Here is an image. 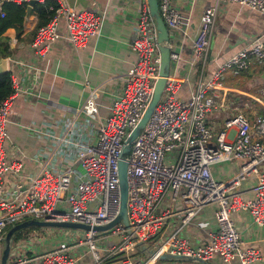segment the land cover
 Instances as JSON below:
<instances>
[{
	"label": "built area",
	"instance_id": "2783aa9c",
	"mask_svg": "<svg viewBox=\"0 0 264 264\" xmlns=\"http://www.w3.org/2000/svg\"><path fill=\"white\" fill-rule=\"evenodd\" d=\"M23 1L29 0L18 2ZM57 1L60 6L56 15L40 27L34 37L33 47L42 56L46 55L51 43L61 36L58 32L60 20L65 21L67 38L77 47L85 46L97 37L103 26L102 14L78 12L63 0ZM227 1L264 12V0ZM159 5L172 37L181 28L182 16L174 0H159ZM216 15V7L203 12L199 31L193 41L196 57L204 61L209 54ZM135 31L137 35L133 48L137 59L123 91L114 97L109 114L95 129L98 105L94 99H90L81 109L86 115L85 122L61 119L57 122L61 126L59 134L49 128L43 129L40 124L26 126L28 133L30 131L51 140L53 146H57L58 154L51 159L49 167L41 169L39 174L27 177L26 182L25 179L21 182L19 178L12 196H8L4 192V175L23 176L20 157L11 159L8 155V143L13 144L8 132L10 113L16 98L28 92L12 77L14 91L0 102V244L8 227L28 219L67 221L94 227L106 225L118 216L119 160L126 139L153 98L161 64L156 24L147 0H144ZM172 56L178 58L177 54ZM255 59L264 63V38L219 65L212 80L196 90L187 101L177 97L179 82L168 78L162 99L134 144L128 167L131 227L141 240L157 247L160 252L205 260L219 255L225 263L239 261V264H252L262 258L259 250L244 247L231 214L238 210L247 211L259 225L264 226V170L261 167L264 164V114L253 118L241 113L233 114L225 120L217 134L207 124V116L215 107L214 97L210 95L211 87L219 86L228 70H247ZM174 149H179L175 160L171 156ZM41 155L39 153L35 159L39 160ZM239 159L245 162L233 177L226 181L215 179V164ZM252 175L258 179L256 197L243 201L241 187ZM168 190L173 192L174 198L181 197L183 200V225L189 223L204 207L218 206L215 215L219 229L211 234L210 243L192 246L176 234L160 241L156 239L168 215L156 214L155 208ZM113 236L121 237V244L103 248L102 240ZM80 245L91 249L95 264L159 262L154 257L137 254L136 241L119 222L105 232L85 231L82 239L64 240L54 249L40 254L19 251L10 256L9 264H76L73 251ZM121 253L124 255L107 263L109 258Z\"/></svg>",
	"mask_w": 264,
	"mask_h": 264
},
{
	"label": "crops",
	"instance_id": "0c3cea01",
	"mask_svg": "<svg viewBox=\"0 0 264 264\" xmlns=\"http://www.w3.org/2000/svg\"><path fill=\"white\" fill-rule=\"evenodd\" d=\"M4 1L1 0L0 6ZM16 1V0H15ZM19 0H17L18 2ZM78 12L89 11L104 16L101 33L85 46L77 47L68 38V28L64 20L59 21L61 35L51 43L45 56L39 55L33 47L32 31L37 23L36 15L24 24L23 33L18 36L10 30L12 54L9 72L28 92L20 94L10 113L8 132L13 144L8 143L9 157H20L23 162L22 177L10 173L4 175V192L12 196L15 183L40 173L49 167L51 159L57 155V146L51 140L36 135L26 126L40 124L55 133L61 132L59 120L85 122L81 112L85 101L94 99L98 105L95 129L110 112L111 103L123 91L132 73L137 53L133 48L136 38L135 27L143 10L144 0H63ZM181 16L182 24L178 33L171 37L172 49L178 58H172L169 78L179 82L177 97L190 100L200 87L212 80L219 65L243 48L264 38V12L242 7L227 0H174ZM217 8V15L210 40L206 61L196 57L194 38L199 31L203 12ZM215 107L207 116V124L214 134L223 127L233 114L241 113L249 118L264 114V63L253 60L247 70H228L220 85L211 87ZM94 129V130H95ZM89 129L88 131H90ZM19 148V150H18ZM42 153L39 160L36 155ZM46 154V155H45ZM179 149L171 156L177 159ZM52 157V158H51ZM61 159V158H60ZM244 159L223 161L214 165L213 174L217 181L233 177ZM264 170V164H262ZM257 177L250 176L241 187L243 201L254 200ZM5 194V195H6ZM217 205L204 207L189 223H182L184 203L181 197L174 198L168 190L155 208L156 214H167L156 239H165L173 234L186 239L192 246L211 242V234L218 231L215 215ZM231 218L239 231L245 248L260 251L262 258L252 264H264V226L259 225L252 215L243 210L233 211ZM35 227L23 230V236L15 239L13 255L19 253L40 254L54 249L64 240H79L54 230L58 228ZM77 238V239H76ZM2 241V240H1ZM102 245V244H101ZM106 248V245H102ZM76 264H95L91 249L80 245L73 251ZM106 256V252L102 251ZM2 243L0 244V261ZM211 264H239V261L225 263L219 255L208 260ZM155 264H199L198 262H162Z\"/></svg>",
	"mask_w": 264,
	"mask_h": 264
},
{
	"label": "water",
	"instance_id": "95a60500",
	"mask_svg": "<svg viewBox=\"0 0 264 264\" xmlns=\"http://www.w3.org/2000/svg\"><path fill=\"white\" fill-rule=\"evenodd\" d=\"M1 2V0H0ZM37 0H31L27 6L25 22L31 16L34 5ZM150 14L156 24L158 46L161 54V64L159 67V78L155 83L154 95L151 99L142 119L138 125L131 131L125 141L121 158L119 160V178H120V211L118 216L110 223L102 226L91 227L87 224L67 222V221H44L37 219H28L23 222L11 226L2 237V255L0 264H9L13 243L17 234L23 230L35 227L42 228H69L78 229L82 231L93 230L96 232H105L113 228L119 222H122L126 227L131 238L136 241V246L139 252L148 257H154L162 262H198L200 264H211L208 260L191 257L186 255H174L168 252H160L159 249L148 242L141 240L134 229L131 227V222L128 213V197H129V179L128 167L129 161L133 152L134 144L140 134L143 132L147 123L149 122L156 106L163 97L167 80L171 74L172 69V55L175 54L172 49L171 35L166 26V23L161 15L159 0H147ZM9 72V59L0 55V75ZM1 214V212H0Z\"/></svg>",
	"mask_w": 264,
	"mask_h": 264
},
{
	"label": "trees",
	"instance_id": "16d2710c",
	"mask_svg": "<svg viewBox=\"0 0 264 264\" xmlns=\"http://www.w3.org/2000/svg\"><path fill=\"white\" fill-rule=\"evenodd\" d=\"M31 0L17 2L4 1L0 6V55L2 57H9L12 54V48L10 43V37L7 33L10 30H14L18 36H20L24 31L25 16L27 6L30 4ZM60 4L57 0H46L45 2L37 1L34 5L33 11L37 18L36 26L32 31L35 36L37 30L46 25L55 15ZM14 89L12 87V74L11 72L4 73L0 75V102L10 96ZM23 231L19 232L15 239H19L23 236ZM137 254L141 255L138 251ZM121 253L115 258H109L107 263H112L118 258L123 256Z\"/></svg>",
	"mask_w": 264,
	"mask_h": 264
},
{
	"label": "rangeland",
	"instance_id": "374dc122",
	"mask_svg": "<svg viewBox=\"0 0 264 264\" xmlns=\"http://www.w3.org/2000/svg\"><path fill=\"white\" fill-rule=\"evenodd\" d=\"M10 227H8L7 229H6V231L9 229ZM47 230L48 231H52L51 229H48L47 228ZM5 231V232H6ZM55 232L53 233V235L54 234H59L57 231H60V232H63V233H65L66 235H70V236H74V237H81V236H83V234H84V232L82 231V230H78V229H69V228H59V229H56V230H54ZM5 232H4V234H5ZM101 234H99V236H100ZM76 238V239H77ZM75 240V239H74ZM121 242H122V238L121 237H119V236H113V237H110V238H105V239H103L102 240V242H101V244L102 245H109V246H111V245H113V244H121ZM140 256H144V254H142L141 252H140ZM200 264V263H199Z\"/></svg>",
	"mask_w": 264,
	"mask_h": 264
}]
</instances>
